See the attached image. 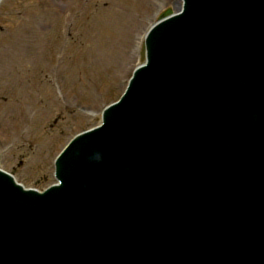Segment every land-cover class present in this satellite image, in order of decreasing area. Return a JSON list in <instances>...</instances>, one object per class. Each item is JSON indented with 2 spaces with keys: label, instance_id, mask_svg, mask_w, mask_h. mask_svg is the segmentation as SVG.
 <instances>
[{
  "label": "water",
  "instance_id": "95a60500",
  "mask_svg": "<svg viewBox=\"0 0 264 264\" xmlns=\"http://www.w3.org/2000/svg\"><path fill=\"white\" fill-rule=\"evenodd\" d=\"M182 1L59 186L0 173V264H264V0Z\"/></svg>",
  "mask_w": 264,
  "mask_h": 264
},
{
  "label": "rangeland",
  "instance_id": "374dc122",
  "mask_svg": "<svg viewBox=\"0 0 264 264\" xmlns=\"http://www.w3.org/2000/svg\"><path fill=\"white\" fill-rule=\"evenodd\" d=\"M177 0H2L0 169L55 182L54 156L97 125L140 62L142 35Z\"/></svg>",
  "mask_w": 264,
  "mask_h": 264
},
{
  "label": "bare ground",
  "instance_id": "6f19581e",
  "mask_svg": "<svg viewBox=\"0 0 264 264\" xmlns=\"http://www.w3.org/2000/svg\"><path fill=\"white\" fill-rule=\"evenodd\" d=\"M2 2V0L0 1V3ZM179 4V2L177 3V5ZM177 9H179V7H177V6H174V8H173V11L171 12V13H174L175 11H177ZM145 33V32H144ZM143 37V36H142ZM141 46L142 47H140L141 48V56H140V59H141V61L144 59L143 58V56H144V48H143V38H142V44H141ZM142 63V62H141ZM141 63H139V64H141ZM139 64H137V65H139ZM100 116H101V111L98 113V118H100Z\"/></svg>",
  "mask_w": 264,
  "mask_h": 264
}]
</instances>
